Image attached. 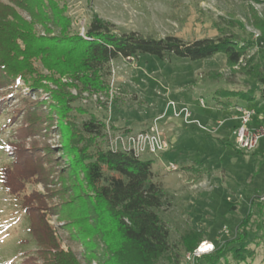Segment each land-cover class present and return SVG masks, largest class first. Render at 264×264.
Instances as JSON below:
<instances>
[{"label":"rangeland","instance_id":"374dc122","mask_svg":"<svg viewBox=\"0 0 264 264\" xmlns=\"http://www.w3.org/2000/svg\"><path fill=\"white\" fill-rule=\"evenodd\" d=\"M58 3L72 19L71 32L82 36L98 16L114 24L119 33L135 31L157 38L177 36L185 42L233 33L235 38L250 43L247 55L238 65H231L225 53L199 61L174 55L159 59L148 54L115 59L110 65L109 91L69 88L75 100L62 120L73 122L74 129L81 128L83 122L96 120L103 124V135L91 142L92 148L134 147L142 159L153 161L154 181L162 191L159 213L169 229L172 246L169 256L160 258L157 264H198L187 255L203 240L217 248L235 238L237 227L247 215L250 218L245 228H241L249 232L247 244L253 255L238 262L230 252L227 259L217 264H264V203H253L264 190V139L256 150L248 152L237 151L234 137L237 105L253 106L264 112L262 84L243 68L249 60H253L251 65L264 68V49L259 45L264 42V0H58ZM17 11L33 23L38 34H44V25L33 22L24 11ZM47 27L58 33L60 25L49 22ZM37 64L50 73L40 62ZM50 86L56 88L54 84ZM41 99L46 101L43 107L49 112L50 94L42 93ZM10 111L9 106L0 114V150L14 139L17 123L10 122ZM52 116L55 131L44 123V135L37 137V144L54 150L53 160L46 163L53 181L49 187L29 184L28 192L34 187L55 192L66 186L71 159L56 131L58 124H62L61 118L55 113ZM221 121L225 123L219 124ZM158 140L165 141L167 149L152 152L149 147ZM6 160L0 151V168ZM50 202L60 203V196L55 192ZM51 223L63 239V247L71 248L88 264L84 256L86 245L70 239L66 219L55 213ZM194 232L200 235L194 236ZM25 238L24 243L19 242ZM19 244L25 248L23 251ZM98 245L101 251L107 248L104 243ZM26 249L35 250L29 221L19 211L16 199L0 183V264L21 262ZM2 258L8 260L3 262ZM90 264L106 262L95 259ZM200 264L211 263L202 258Z\"/></svg>","mask_w":264,"mask_h":264},{"label":"trees","instance_id":"16d2710c","mask_svg":"<svg viewBox=\"0 0 264 264\" xmlns=\"http://www.w3.org/2000/svg\"><path fill=\"white\" fill-rule=\"evenodd\" d=\"M16 8L33 22L44 25V34H38L33 23ZM71 21L58 0H0V114L10 106V122L17 123L14 139L0 150L7 159L0 168V183L27 217L35 243V250H24L22 261L16 263L84 264L71 248L63 247V239L51 223L52 216L58 213L66 219L70 239L86 245L84 256L88 264L95 259L105 260L106 264H157L160 258L169 256L172 246L169 229L159 213L162 191L154 181L153 161L142 159L133 151L92 148L91 142L103 135V124L91 119L74 129L73 122L62 120L75 100L69 88L108 92L111 62L141 54L199 61L225 53L231 65H238L247 55L250 43L225 32L224 36L192 42L177 36L119 33L114 24L98 16L82 36L71 32ZM49 22L60 25L58 33L47 27ZM259 45L264 49L263 41ZM252 61L243 68L262 84L260 93L264 97V68L251 65ZM37 62L50 73H45ZM42 93L50 94L49 112L43 107L46 101L41 99ZM241 95L252 99L247 93ZM54 113L61 118L56 131L71 159L66 186L55 190L60 196L58 204L50 202L55 194L52 190L47 193L34 187L27 191L29 184L49 187L53 181L46 163L53 160L54 150L37 144V137L44 135V123L46 128L54 129ZM253 203L264 201L254 199ZM249 218L247 215L242 221V228ZM241 226L237 227L235 238L196 257L197 263L205 258L217 264L227 259L230 252L238 262L246 261L253 250L247 244L249 232ZM98 242L107 248L101 251ZM19 249L25 248L19 244Z\"/></svg>","mask_w":264,"mask_h":264},{"label":"built area","instance_id":"2783aa9c","mask_svg":"<svg viewBox=\"0 0 264 264\" xmlns=\"http://www.w3.org/2000/svg\"><path fill=\"white\" fill-rule=\"evenodd\" d=\"M235 108L238 113L234 118L237 121L234 130L236 148L248 152L254 151L260 146L262 139H264V112H259L253 106L237 105ZM256 120L258 122H255ZM223 123L225 121L219 122L221 125ZM132 140L134 143V138ZM149 148L152 152H155L156 150L167 149V144L165 141L159 142L158 140L154 146ZM122 151H133L136 155H139L137 148L134 149V147ZM260 200L264 201V190L261 192ZM214 249L215 245L213 243L203 240L193 252L187 255V258L194 260L196 257L214 251Z\"/></svg>","mask_w":264,"mask_h":264},{"label":"crops","instance_id":"0c3cea01","mask_svg":"<svg viewBox=\"0 0 264 264\" xmlns=\"http://www.w3.org/2000/svg\"><path fill=\"white\" fill-rule=\"evenodd\" d=\"M237 125V121L235 120V126Z\"/></svg>","mask_w":264,"mask_h":264}]
</instances>
